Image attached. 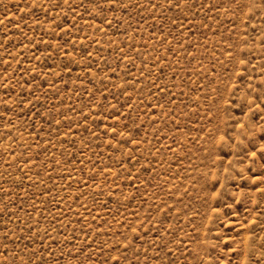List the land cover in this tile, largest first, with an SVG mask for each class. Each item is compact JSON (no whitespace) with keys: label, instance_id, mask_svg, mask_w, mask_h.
I'll return each mask as SVG.
<instances>
[{"label":"rangeland","instance_id":"374dc122","mask_svg":"<svg viewBox=\"0 0 264 264\" xmlns=\"http://www.w3.org/2000/svg\"><path fill=\"white\" fill-rule=\"evenodd\" d=\"M0 264H264V0H0Z\"/></svg>","mask_w":264,"mask_h":264}]
</instances>
